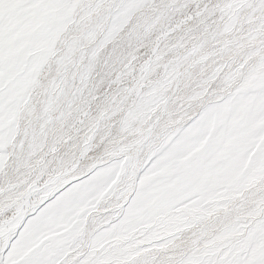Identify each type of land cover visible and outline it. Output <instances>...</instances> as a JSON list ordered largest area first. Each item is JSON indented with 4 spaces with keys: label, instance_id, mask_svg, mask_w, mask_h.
Wrapping results in <instances>:
<instances>
[{
    "label": "snow or ice",
    "instance_id": "snow-or-ice-1",
    "mask_svg": "<svg viewBox=\"0 0 264 264\" xmlns=\"http://www.w3.org/2000/svg\"><path fill=\"white\" fill-rule=\"evenodd\" d=\"M0 264H264V0H0Z\"/></svg>",
    "mask_w": 264,
    "mask_h": 264
}]
</instances>
